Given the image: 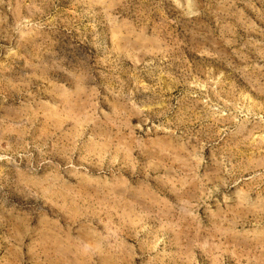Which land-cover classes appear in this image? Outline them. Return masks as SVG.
<instances>
[{"label": "rangeland", "instance_id": "rangeland-1", "mask_svg": "<svg viewBox=\"0 0 264 264\" xmlns=\"http://www.w3.org/2000/svg\"><path fill=\"white\" fill-rule=\"evenodd\" d=\"M0 264H264V0H0Z\"/></svg>", "mask_w": 264, "mask_h": 264}]
</instances>
